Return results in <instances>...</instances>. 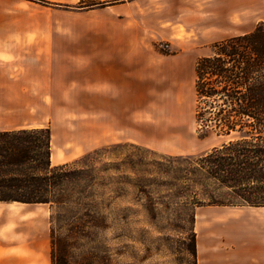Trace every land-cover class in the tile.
<instances>
[{"label":"trees","instance_id":"obj_1","mask_svg":"<svg viewBox=\"0 0 264 264\" xmlns=\"http://www.w3.org/2000/svg\"><path fill=\"white\" fill-rule=\"evenodd\" d=\"M194 92L200 136L230 138L200 155L118 143L51 166L48 128L0 131V203L49 207L51 264H69L70 239L127 230L138 216L156 230L166 219L172 231L186 233L197 264L198 209L264 208V23L199 58Z\"/></svg>","mask_w":264,"mask_h":264},{"label":"crops","instance_id":"obj_2","mask_svg":"<svg viewBox=\"0 0 264 264\" xmlns=\"http://www.w3.org/2000/svg\"><path fill=\"white\" fill-rule=\"evenodd\" d=\"M129 4L127 12L121 9L124 4L82 12L85 20L73 18L66 33L46 32L43 23L31 21L28 13L14 19L0 17V131L48 128L51 166L73 162L77 155L105 145H150L138 135L141 122L150 107L172 95L173 75L180 73L181 66L174 64L175 57L153 49L147 16L157 3ZM239 4L252 7L256 0H239ZM66 111L71 114L72 131L58 136L56 130L66 120L55 114ZM19 112L28 123L12 126L13 115ZM45 115L52 116L45 122ZM14 204L23 205L0 203ZM238 212L263 219L252 220V232L222 236L235 248L220 264H264V208ZM21 217L0 214V233L13 224L18 230L15 237L30 243L11 252L0 239V264H51L48 232L39 234L44 245L37 248L32 244L38 240L34 231L28 233L29 239L22 235Z\"/></svg>","mask_w":264,"mask_h":264},{"label":"rangeland","instance_id":"obj_3","mask_svg":"<svg viewBox=\"0 0 264 264\" xmlns=\"http://www.w3.org/2000/svg\"><path fill=\"white\" fill-rule=\"evenodd\" d=\"M43 1H47L49 5L35 0H0V8H8L0 9V17L8 16L14 19L28 13L31 21L36 19L35 22L43 23L42 28L46 32L55 29V32L66 33L73 18L85 20L86 15L82 12L100 10L117 4H124L121 9L127 12L132 7L129 3L133 0ZM154 2L157 3L156 9L147 16L148 25L154 33L153 49L164 56L175 57L177 60L174 64L180 65L181 69L180 73L173 75L172 95L166 96L165 102L150 107V111L141 122L138 135L142 140L150 142V145L142 147L158 154L200 155L227 142L230 138L216 137L211 133L200 136L201 131L197 130L194 116V65L199 58L212 53V46L215 43L251 32L259 23H264V0H256L252 7L241 6L239 0H154ZM92 3H98L100 6L87 8ZM76 12L81 14H74ZM159 79L158 74L157 80ZM55 115L65 117L66 120L59 124L56 134L59 136L65 131L71 132L72 124L69 123L71 114L66 111L61 114L57 112ZM48 116L52 115H45V122ZM27 123L24 113L13 115L12 126ZM95 149L97 148H93ZM91 151L77 156L80 158ZM59 156L63 157L61 154ZM53 161L56 162L55 159ZM248 209L253 208L204 207L196 211L194 233L197 264H209L213 261L220 264L223 257L228 260L230 249L235 247L227 240H222V236L252 232L254 231L252 220L263 219L261 216L250 217L251 212H238ZM2 213H13L17 217L24 215L19 222L21 233L29 239L28 233L34 231L38 240L32 244L37 248L44 245V241L39 240V234L42 232H48L49 243L51 211L48 206L0 205V214ZM167 224L166 219H161L160 229L156 230L143 216H138L127 230L118 233L99 231L85 242L75 243L70 239L71 246L65 252L66 260L69 264H191V257L187 251L189 248L187 234L172 231ZM15 230L18 232L13 224H10L7 230L0 233V239L11 248V252L16 251L20 245L30 244L23 238L15 237ZM65 234L64 229L59 232L60 237H66ZM197 243L200 254L197 252ZM49 248L51 253V243Z\"/></svg>","mask_w":264,"mask_h":264},{"label":"built area","instance_id":"obj_4","mask_svg":"<svg viewBox=\"0 0 264 264\" xmlns=\"http://www.w3.org/2000/svg\"><path fill=\"white\" fill-rule=\"evenodd\" d=\"M167 48V46H165Z\"/></svg>","mask_w":264,"mask_h":264}]
</instances>
